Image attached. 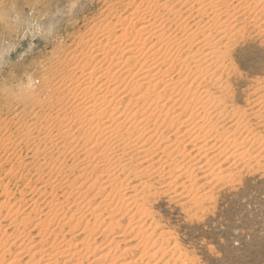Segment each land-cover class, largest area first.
Returning <instances> with one entry per match:
<instances>
[{"label": "bare ground", "instance_id": "1", "mask_svg": "<svg viewBox=\"0 0 264 264\" xmlns=\"http://www.w3.org/2000/svg\"><path fill=\"white\" fill-rule=\"evenodd\" d=\"M114 7L106 8L103 22L92 26L89 40L83 42L87 51L73 57L67 73H58V80L53 75L42 79L49 85L42 99L22 95L23 105L49 113L25 125L20 142L4 141L3 153L13 151L10 155L15 156L5 160H16L20 169L37 166L39 187L26 185L24 191H36L44 199L31 200L22 211L0 203V220H10L7 227L0 223V264H101L116 248L112 245L118 237L92 257L89 252L101 247L94 248L96 237L107 238V232L121 226L120 219L147 199L143 191L153 188L148 180L173 177L171 186L184 178L187 181L177 185L193 189L199 175L229 180L240 164L256 158L246 150L251 146L244 150L251 142L243 135L248 130L245 112L226 106L223 73L241 20L259 23L264 34V0H118ZM259 100L253 104L258 105L252 114L256 119L264 114V101ZM219 128L226 129L221 133ZM17 147L31 149L33 156L18 158ZM215 153L223 158L216 168L201 165V155L212 158ZM45 170L46 177L41 174ZM190 181L194 183L186 188ZM141 209L137 206V213ZM132 216L126 228L132 233L137 229L134 236L139 237L143 224L139 215L136 223ZM142 235V245L148 247L153 237ZM15 247L18 250L6 260ZM159 249L149 254L150 260L162 259L156 257ZM125 250L120 253L129 252ZM121 256L107 263L118 264ZM142 256L121 264L143 263Z\"/></svg>", "mask_w": 264, "mask_h": 264}, {"label": "rangeland", "instance_id": "2", "mask_svg": "<svg viewBox=\"0 0 264 264\" xmlns=\"http://www.w3.org/2000/svg\"><path fill=\"white\" fill-rule=\"evenodd\" d=\"M107 1L0 0V203L5 201L4 203L8 202L9 205H14L17 208L22 207V211L23 205L31 203L33 199L40 198V195L35 193L36 191L32 193L29 190L24 191L26 185H29L28 188L39 187L38 180H35L40 173L37 171V166L35 168L31 167L32 165L22 167L23 170L18 168L21 166L17 165V161L10 160L12 156H15L10 155L13 151L3 153V150L6 149L4 141L10 139L16 143L20 142L24 139L22 136L25 134V125H30L35 122V119H43L48 115V109L37 110L28 104L23 105L20 102L21 98L27 94H33L42 99L45 96L44 89L49 86L45 85L44 80L46 81L51 75L58 80L57 75L66 74L75 63L73 57L85 54L87 50L83 42L89 40L91 30L94 31L92 28L96 26V23L98 26L103 22L108 14L106 8H115L114 4L116 5L118 0ZM240 23L235 43L233 42L229 48L226 62L228 71L223 73L224 81L228 86L224 93L227 91L225 95H229L225 96L227 108L229 107L233 111L241 110L240 112L246 114L243 116V120L247 123L246 129L250 130L249 132L246 130L243 135L246 137V134L251 142L246 144L244 150L251 146L246 150L251 151L249 156L253 153L254 157L256 153V158L240 164L233 172L234 176L232 174L233 179L231 177L229 180L220 182L217 180L218 178L214 180L213 178L216 177L213 175L205 178L203 175H199L196 179L194 178L196 184L193 182L194 180L185 184V187H188L194 183L193 185L196 186L193 189L178 186L181 185V181H187L184 178L180 180V183L178 182L179 184L173 183L171 186L168 184L172 182L173 177L169 179L165 177L162 181L149 178L151 179L148 180L149 184H152L153 188L150 191V188H146L145 192L143 191L144 196L140 195L149 199L143 200V203L139 202L140 205L136 204L130 213L131 215L133 213L134 220L132 219V221L136 223L145 209L144 214H146L143 215L146 217L143 216L139 219L143 225L141 226L140 223L138 225L143 227L141 228L143 232L148 228L144 232L145 236L148 235L147 238L149 235L153 237V239L150 238L151 241L146 239L147 242L149 241L150 249L147 246L144 247L149 251L146 248V250H142L144 248L142 242L145 241L141 237L143 233L140 231L139 237H135L134 235L138 233L137 229L132 233L126 228L130 214L125 219L119 220L121 226L112 228V234L107 232V238H99L97 236L99 230L106 227L110 221L107 219L104 222L107 224L100 225L97 235L95 234L98 238L96 237L94 248L96 245L101 247L96 249L97 252H89L90 256L98 257L101 253L98 251L104 247L105 243L107 244L113 236L118 237L115 240L116 246L115 243L112 245L116 248H113L109 258L106 261H101V264H108L109 260H115L121 255V260L119 258V261L117 260L120 262H117L118 264L139 260L138 256L142 255V261L147 264H264V150L261 149V145H264V114L258 119L252 116L258 109V105L253 104H258L261 98L264 101V90H262L264 88V34H261V30L258 29L259 23H254L252 19L241 20ZM93 25L94 27H92ZM42 79L44 80L42 81ZM224 129L219 128V132L222 133ZM204 131L201 134H204ZM231 132L228 130V133ZM258 140L261 141L258 142ZM14 151L16 156L24 158V161L26 158H31V155L33 156V152L28 148L17 147ZM217 156L216 153L212 158L201 155V165L206 163L210 168H214L223 159ZM6 158L10 159L5 160ZM207 160L208 162H206ZM45 171L41 173L43 176L47 173ZM10 172L12 173L10 174ZM35 173L38 174L34 175ZM134 185L136 186L135 182L132 186ZM3 190L6 194L3 193ZM188 192L190 195H186ZM140 196L139 200H141ZM40 199L43 200L44 197ZM137 206L140 209L142 207L140 213H137ZM137 215L139 216L137 217ZM147 216H149L148 219H146ZM2 220L4 221V219ZM0 223L1 227H7L10 220L4 222L0 220ZM124 229L126 234L130 233L124 234ZM104 239L105 241H103ZM153 240H156L155 246H153L155 249L151 246L152 243L154 245ZM147 242L144 244L147 245ZM8 248L9 246H5L3 249ZM130 248H132L131 251ZM157 248L161 249L158 250L159 255L156 257L161 256L162 259L154 257L152 261L149 259V254H153ZM114 249L117 251L114 252ZM125 249H129V252H123V256V253L120 252ZM17 250V247L11 248L6 260L11 259ZM145 251H147L145 254L148 255L144 259ZM162 251L165 252V255ZM104 253L102 252L101 255ZM140 253L142 254L140 255ZM134 256L135 258H133ZM157 260L159 263L156 262ZM144 262L139 264H145Z\"/></svg>", "mask_w": 264, "mask_h": 264}]
</instances>
